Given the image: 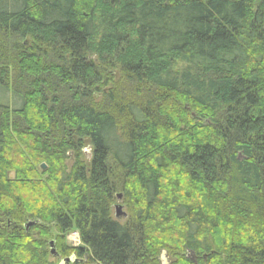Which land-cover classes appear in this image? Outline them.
Listing matches in <instances>:
<instances>
[{
    "label": "trees",
    "instance_id": "trees-1",
    "mask_svg": "<svg viewBox=\"0 0 264 264\" xmlns=\"http://www.w3.org/2000/svg\"><path fill=\"white\" fill-rule=\"evenodd\" d=\"M52 246L264 264V0H0V264Z\"/></svg>",
    "mask_w": 264,
    "mask_h": 264
},
{
    "label": "rangeland",
    "instance_id": "rangeland-1",
    "mask_svg": "<svg viewBox=\"0 0 264 264\" xmlns=\"http://www.w3.org/2000/svg\"><path fill=\"white\" fill-rule=\"evenodd\" d=\"M114 74H115V75H114V76H115V81H117V80L119 79L118 71L114 72ZM100 100H101V96H100V95L97 96V97H95V99H94L95 102H99ZM86 149L89 150V151H91V148H90L89 142H88L87 140L84 141V150L86 151ZM83 159L85 160L84 162H85L86 166L89 167V165H90V160H89V159H86V158H84V157H83ZM70 164H71V161L68 162V166H69ZM116 205H120V206L122 207L120 213L124 214V213L126 212V209H125V207L123 206L121 200H116L114 206H116ZM111 213H112V217L114 218V220H116V221L119 222L120 224H124V223H125L126 218H125L124 216H122V214H120V216L117 217V218L115 217L114 207L112 208ZM78 240H79V239H78L77 233H75V232H71V233H69V234L66 236V244H67L68 246H71V247L79 246ZM48 249H49V248H48ZM50 250H51V251L53 252V254H54L55 249H54L53 246L50 248ZM161 257H162L161 260H162L163 263H167V262H171V261H172V258H171L170 256L166 255V254H162ZM49 262H51V263H53V264H59V260H58L57 258H55L54 256H52V255H50V257H49Z\"/></svg>",
    "mask_w": 264,
    "mask_h": 264
},
{
    "label": "water",
    "instance_id": "water-1",
    "mask_svg": "<svg viewBox=\"0 0 264 264\" xmlns=\"http://www.w3.org/2000/svg\"><path fill=\"white\" fill-rule=\"evenodd\" d=\"M40 168H41L42 170L45 169V165H41ZM120 198H121V196H117V199H118V200H120ZM121 209H122V207H121L120 205H116V206H114V211H115V217H116V218L119 217L120 214H122V213H120ZM122 216L126 217V214L124 213V214H122ZM50 252H51V255H54L52 251H50Z\"/></svg>",
    "mask_w": 264,
    "mask_h": 264
}]
</instances>
